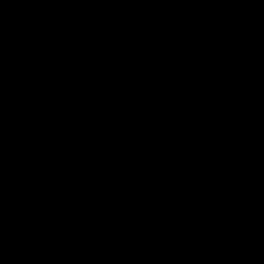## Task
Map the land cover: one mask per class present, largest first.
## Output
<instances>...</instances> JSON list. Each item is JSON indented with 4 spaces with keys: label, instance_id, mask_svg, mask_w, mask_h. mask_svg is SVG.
Segmentation results:
<instances>
[{
    "label": "water",
    "instance_id": "1",
    "mask_svg": "<svg viewBox=\"0 0 264 264\" xmlns=\"http://www.w3.org/2000/svg\"><path fill=\"white\" fill-rule=\"evenodd\" d=\"M0 264H264V0H0Z\"/></svg>",
    "mask_w": 264,
    "mask_h": 264
}]
</instances>
